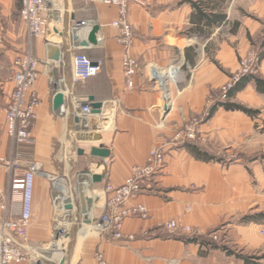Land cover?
I'll list each match as a JSON object with an SVG mask.
<instances>
[{"label":"crops","instance_id":"crops-1","mask_svg":"<svg viewBox=\"0 0 264 264\" xmlns=\"http://www.w3.org/2000/svg\"><path fill=\"white\" fill-rule=\"evenodd\" d=\"M144 1L142 5L134 1L128 4L127 19L135 35L131 49L141 67L135 86L129 89L123 74L124 49L117 39L118 29L112 25L119 15L116 6L102 0H56L49 20L48 43L44 37L30 35L21 10L20 15H12V0H0V158L18 161V174L26 171L27 162L38 161L44 173L62 177L64 203L68 197L73 200L70 217L65 218L66 203L61 214L71 225L63 261L56 257L49 264H99L97 251L104 252L110 264H172V259L180 264H222L229 259L223 249L186 241V236L193 235L185 233L183 227L207 235L222 226L228 236H234L247 234L254 225L263 226L258 220L244 224L241 218L257 205L264 210V161L256 160L248 168L243 159L230 164L222 161V148L244 146L252 152L264 149V90L257 88L256 77L243 79L228 101L257 113L228 110L217 100L212 114L199 126L204 142L172 140L191 118L205 115L210 98L238 69L239 57L252 47L263 51L256 76L264 78L263 22L237 13L235 8L243 7L247 0H204L201 23L189 0ZM18 2L21 9L22 0ZM255 2L258 15L264 19V0ZM215 13L226 14L228 24L206 22ZM82 20L100 25V30L98 44L81 50L93 59H104L105 65L99 74L73 85L71 24ZM77 36L87 37L84 30ZM57 48L62 51L58 61L51 58ZM28 51L39 60L34 89L40 103L32 127L34 141L21 145L8 136L5 108L15 87L13 61ZM173 66L181 70L175 81H169ZM153 73H157L160 88L152 81ZM162 75L168 77L164 88L169 97L167 111ZM54 77L65 84H53ZM58 90L65 99L57 106ZM73 96L81 97L85 105L91 104V98L103 101L102 113H91L84 120L81 110L72 106ZM76 118L88 130L77 129ZM99 121L109 125L95 130ZM162 143L166 144V166L151 191L131 200V204L149 207V217L126 219L125 238L121 240L100 232L96 221L106 210V194L102 192L105 186L125 182L134 166L146 162L151 148ZM94 146L111 153L105 158L94 156ZM205 152L208 159L199 155ZM82 173L86 175L84 182L79 180ZM92 174L101 175L103 180L94 182ZM34 182L33 217L28 229L33 246L51 241L58 211L52 195L53 181L38 174ZM9 183V173L4 169L0 186L7 188ZM171 220L178 222L177 229L167 228ZM129 235L136 238L129 240ZM245 238L249 243L250 238ZM20 264L38 263L26 260Z\"/></svg>","mask_w":264,"mask_h":264},{"label":"built area","instance_id":"built-area-1","mask_svg":"<svg viewBox=\"0 0 264 264\" xmlns=\"http://www.w3.org/2000/svg\"><path fill=\"white\" fill-rule=\"evenodd\" d=\"M131 1L141 5L145 3L144 0H102L104 4L116 6L119 10V15L112 25L118 29L117 39L122 49H124L122 57L123 74L129 89L135 86L139 70V63L131 49L135 35L133 34L132 25L127 19L128 4ZM55 4L56 0H22L21 18L29 33L36 38H46L48 43H50L48 37L50 33L49 20L54 12ZM92 26L93 23L87 20L74 21L71 24L73 37L77 36V33L82 30L87 36ZM72 45L74 52L72 55L73 71L71 79L74 85L85 82L88 78L99 74L105 64L104 59H93L81 50L82 47L75 46L74 43ZM260 60L259 50L257 49L251 50L241 58L239 69L231 77L227 86L223 88L224 99H229L230 91L240 80L247 76L257 75ZM38 64V58L31 51L15 57L12 64V80L15 87L5 110L7 133L15 144L31 145L34 141L32 127L38 115L36 107L40 103V97L34 89L39 76ZM173 67L169 72L172 78ZM52 80L55 85L65 84V81H61L59 78L54 77ZM72 106L81 110L84 120L88 119L93 110L89 103L83 104V99L77 96H73ZM198 132L197 123L193 122L183 132L177 133L173 142L196 141L199 139ZM165 147V143L152 147L146 162L134 166L125 182L119 186L112 183L105 186L102 192L106 194V210L96 221V226L100 232L108 233L113 239L121 240L125 238L123 228L126 219L134 217L147 219L149 217V207L142 203L131 204V200L143 192H148V189L152 187L155 176L166 166L167 152ZM18 166V161L5 156L0 158V173L6 169L9 173L10 182L7 188L0 186V209L2 211L0 217V264H20L26 260L38 264H49L56 260V257L59 258V262H62L64 257L63 255L60 257L59 252L62 251L63 247L61 246H66L71 228L67 219L61 216L65 204L64 199L61 201L56 200L61 197L62 188L60 189L58 184L62 183V177L44 173L38 161L27 162V169L23 174L17 173ZM38 174L49 177L53 181L52 195L57 203L56 209L58 210L55 219L54 237L40 247L31 244L28 234L29 224L33 217L34 179ZM166 226L171 230L177 229L178 222L171 220ZM183 230L190 235H199L190 226H184ZM260 233L264 235V227L261 228ZM207 235L214 241L219 239L217 234ZM127 238L134 240L136 236L129 235ZM96 259L99 264H110L106 260L104 252L97 251ZM170 262L180 264L174 259Z\"/></svg>","mask_w":264,"mask_h":264},{"label":"rangeland","instance_id":"rangeland-1","mask_svg":"<svg viewBox=\"0 0 264 264\" xmlns=\"http://www.w3.org/2000/svg\"><path fill=\"white\" fill-rule=\"evenodd\" d=\"M18 1L19 0H12V2L9 4V9H10V11H12V15H14V16L20 15L21 9H19L17 6L20 5L21 3L19 4ZM247 1L248 2L245 5H242L243 7H240L238 5L235 8L237 13H239L242 16H247L253 20H261V22H263V29H264V19L258 15L257 8H256L257 3L255 2V0H247ZM32 37L36 38L34 36H32ZM256 49L259 50V47H252L243 56H240L239 57L240 62H241V58L244 57L248 52H250L251 50H256ZM0 58H3L2 53L0 54ZM260 61H259V65H260ZM240 62H239V67H240ZM259 65H258V70L256 72L257 75H258V71H259ZM239 67H238V69H239ZM140 68L141 67H140V63H139L138 72L140 71ZM180 70H181L180 68L173 67V71H174V72L172 71L173 72V75H172L173 78L171 77V79H168V80L169 81H172V80L175 81L178 77L177 75H178V72ZM237 70L233 71L230 74L228 80L225 83H223L220 87H218L217 95L214 97L212 96L210 98V100H209L210 108L207 112H205V115L203 117L191 118L186 123L183 130H180L177 133L183 132L186 129V127L189 126V124H191L193 122L197 123V127L199 129L200 124H202V122L212 114L211 110L214 108L213 106L215 105L217 100H218V103L219 102H225V101L229 100V99L226 100L223 98V93H224L223 88L225 86H227V84L230 82L231 77L234 75V73L237 72ZM151 77H152V81L155 82V85L158 88H160L161 85H160L157 73L151 74ZM162 90H163V98H165V99H163V105L165 106L164 107L165 111H167L168 107H167L166 103H167V100L169 97H167V92L164 90V88ZM104 119L107 120L108 117H105ZM105 123H109V122L99 121V123L95 127V130H101V129L103 130V127L105 128L109 125V124H107V126H105L106 125ZM177 133H176V135H177ZM198 133H199L198 134L199 139L196 140V142H198V143L204 142L205 136L203 137V135H202V133H200V131ZM175 142H177V141H175ZM178 143H188V142H178ZM211 156H213L214 159H216V160L220 159V156L219 157L214 156V155H211ZM235 159H243L247 168L252 166L254 163H256V162H254L256 160H259L261 163H263V161H264L263 160L264 159V149L260 150V151L252 152V151H248V149L244 146L243 147L237 146V147H233L232 149L222 148V161L224 163L230 164V163L234 162ZM159 174H157L155 176V179ZM155 179L152 182V187L149 188L148 191H151L153 189ZM255 184H257V181L255 182ZM263 199H264V195H263ZM259 208H260V205H257V207L252 208V210L250 209V211L248 213L243 215V217L241 218L242 219L241 221H244V224H249L251 221H256L255 219H253V217L258 216L259 214H262V213L264 214V210H260ZM263 208H264V205H263ZM258 218L261 219V217H259V216H258ZM261 224L263 225L261 228H263L264 227V221L263 220H262ZM261 228L254 225L252 230L245 235H243L241 233H237L234 236H232V235L228 236V234H227L228 232L226 231V229H224L221 226V228L212 230L208 234L209 235L210 234H217L219 239L215 240V242H217L219 244V246H221V249H223V253H225L226 256L229 257V259L228 260L226 259L227 261L226 260L223 261L222 264H264V235L262 233H260ZM245 236L247 238H250L248 240L249 243L248 242L245 243V241H244V240H246V238L244 239ZM53 237H54V234H53L51 240L53 239ZM67 242H70V239L67 240ZM46 243H48V242H46ZM46 243H38V244H34V245L40 247V246L45 245ZM61 247H63V246H61ZM230 251H232V253H235V254H229ZM237 254H240L241 256L247 257L249 261L245 262L242 258L238 257Z\"/></svg>","mask_w":264,"mask_h":264},{"label":"water","instance_id":"water-1","mask_svg":"<svg viewBox=\"0 0 264 264\" xmlns=\"http://www.w3.org/2000/svg\"><path fill=\"white\" fill-rule=\"evenodd\" d=\"M100 30V25L98 24H94L92 27H91V30L89 31L88 33V37L85 39V37H79V36H75L74 39H73V43L75 46H80V47H83V48H86V47H89V46H94V45H97L99 40H98V31ZM61 54H62V51H60L59 48H57V50H55V53L53 55H51V58L53 60H56L58 61V59L61 58ZM65 99V94H63V92L61 90H58L56 92V96H55V104L58 106L61 102H63ZM93 101L91 102V108H93L92 110V113H97V114H100L102 113V105H103V101L100 102V101H95L94 98H91ZM76 123H78V127L77 129L79 130H88V127L86 125H81V122H79L80 120L78 118L75 119ZM83 152V151H81ZM91 153L94 155V156H98V157H101V158H105V157H108L111 153V151L107 148H100V147H92L91 148ZM100 164V163H98ZM85 173H82L80 176H79V180L81 182H84L86 181L85 180ZM94 182H101L103 179L101 177V175L99 174H92V178H91ZM63 199V197H58L56 200L57 201H61ZM72 198L71 197H68L66 198L65 200V208L67 209V212L65 213V218H69L70 217V214H71V211H72ZM88 202H91V199L89 198L88 199Z\"/></svg>","mask_w":264,"mask_h":264},{"label":"trees","instance_id":"trees-1","mask_svg":"<svg viewBox=\"0 0 264 264\" xmlns=\"http://www.w3.org/2000/svg\"><path fill=\"white\" fill-rule=\"evenodd\" d=\"M191 2V4L194 5V7L196 8L197 12L199 15H197V17L199 18V22L201 23L204 19L201 15L202 11H203V6L205 5L204 3V0H189ZM222 1H225V0H222ZM212 19L211 18H208V20L206 22H208L209 24H218V25H225V24H228V20H227V16L226 14H223V13H215L212 15ZM238 23L236 22L235 23V26L237 25ZM234 30V27L232 28ZM231 29V30H232ZM259 54H260V58L262 57L263 55V51L261 49V47L259 48ZM256 77V82H257V88H259V90H264V78L263 77H257V76H254ZM245 79V78H243ZM242 80H240L234 88H232V91H230L229 93V98L232 97V93L236 90L237 87H239V85L242 83ZM219 104V103H218ZM220 104H222L226 109L228 110H232V109H237V110H241L243 112H245L246 114L248 113L249 115H254L255 113H257L256 110L254 109H251L249 107H245L244 105L242 104H239V103H235V102H229V101H225V102H220ZM214 110V108L211 110V112ZM200 156H202L203 159H208V154L205 152V153H199ZM211 158H214L213 156H209ZM259 217H261V219L264 221V214H259L258 215ZM258 216H255L253 217V219L255 220H258V221H262L261 219L258 218ZM186 241H195L197 243H200V244H211L213 247L215 248H221V246H219V244L217 242H215L213 239H211L208 235H193V237L191 236H186L185 237ZM229 254H235V253H232V251H230ZM238 257L242 258L245 262H248V258L247 257H244V256H241L240 254H237Z\"/></svg>","mask_w":264,"mask_h":264},{"label":"bare ground","instance_id":"bare-ground-1","mask_svg":"<svg viewBox=\"0 0 264 264\" xmlns=\"http://www.w3.org/2000/svg\"><path fill=\"white\" fill-rule=\"evenodd\" d=\"M161 77H163V83H164L163 88H165V85L167 83V78L168 77H165L164 75H162ZM58 186H59L60 189L63 188V184L62 183L58 184ZM65 249H66V246H63L62 251L59 252L60 253L59 255H62Z\"/></svg>","mask_w":264,"mask_h":264}]
</instances>
